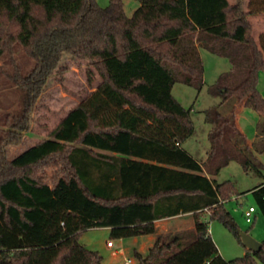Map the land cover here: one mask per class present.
I'll list each match as a JSON object with an SVG mask.
<instances>
[{
	"label": "trees",
	"instance_id": "obj_1",
	"mask_svg": "<svg viewBox=\"0 0 264 264\" xmlns=\"http://www.w3.org/2000/svg\"><path fill=\"white\" fill-rule=\"evenodd\" d=\"M124 1L103 8L97 0H0V61L9 67L0 65V75L21 93L0 131V264H105L81 243L85 231L153 235L156 221L182 214L195 216V228L157 235L146 255L135 253L139 264H264V242L247 249L225 208L234 185L213 178L231 161L246 173L264 170L237 123L242 107L264 121V33L256 41L249 19L264 16V0H250L248 11L244 0H136L131 17ZM17 47L33 63L27 72ZM202 49L231 63L210 87L221 100L205 112L210 166L184 149L195 132L191 109L173 95L176 83L202 90ZM65 54L86 63L90 86L99 78L96 90L10 159ZM260 133L263 152L264 123ZM55 160L64 172L53 187L27 174ZM252 194L264 216V182ZM206 211L234 232L243 257L220 254Z\"/></svg>",
	"mask_w": 264,
	"mask_h": 264
},
{
	"label": "rangeland",
	"instance_id": "obj_2",
	"mask_svg": "<svg viewBox=\"0 0 264 264\" xmlns=\"http://www.w3.org/2000/svg\"><path fill=\"white\" fill-rule=\"evenodd\" d=\"M250 0H244V9L249 10ZM98 4L105 8L109 0H97ZM235 3L236 0H230ZM140 3L136 0H125L124 9L126 14L131 17L138 9ZM250 16L254 38L264 29V16ZM260 16V17H259ZM204 65V86L202 90L182 83H176L173 87L174 97L186 109H191V116L194 124V134L184 144L187 150L195 159L208 165V153L211 149L209 133L211 125L206 121L205 112L220 106L221 100L215 98L210 93L220 75L231 69V63L227 58L219 57L204 49L201 50ZM16 57L21 64L23 71L27 72L33 66L32 61L24 55L22 50L17 47ZM0 65L9 68L5 61H0ZM93 70H95L93 68ZM96 79L94 86H90L87 77V65L85 62L74 59L71 55L65 54L54 76L49 80L48 85L37 103V110L33 116L31 130L24 139V142L10 150V159H14L28 148L32 147L42 139L46 138L60 121L77 105H79L90 93L96 90L99 84ZM260 90L264 94V73L259 76ZM21 103V93L3 80L0 75V131L2 129V119L6 112L17 110ZM230 108H226L229 111ZM258 116L256 111L251 108L243 109L240 115V126L246 133L250 141H254L257 133ZM258 159L264 164V153L257 154ZM64 172V166L58 161H52L44 166L30 170L27 174L39 179L53 187L60 175ZM218 183L231 182L237 192L226 203L225 208L232 214L234 223L239 232H246L256 241L264 242V216L258 209L252 190L264 182V170L262 174L255 172L246 173L241 164L231 161L223 167L218 175L213 177ZM250 206L257 208L252 223H247L244 213ZM192 218H189V220ZM202 219L209 222V229L220 254L228 261L243 257L246 249L239 241L237 236L218 219H211L206 212ZM184 231L189 225H181ZM179 231V232H180ZM134 238L121 239L111 237V231L104 228L90 229L85 231L80 241L88 249L97 251L104 256L110 257V250H107L108 242L115 244L113 250L123 249L125 256L131 258L134 263L139 264L136 259L134 248ZM124 256H119L115 264H124ZM255 264H262L259 260Z\"/></svg>",
	"mask_w": 264,
	"mask_h": 264
},
{
	"label": "crops",
	"instance_id": "obj_3",
	"mask_svg": "<svg viewBox=\"0 0 264 264\" xmlns=\"http://www.w3.org/2000/svg\"><path fill=\"white\" fill-rule=\"evenodd\" d=\"M247 7H248V5H247ZM243 8H244V6H243ZM255 16L258 17L257 15H255ZM262 33H264V29H263V31H261L258 34L257 38L255 37L256 41H259V37H260V35ZM259 89H260V86H259ZM260 92H261V94L264 97L263 92L261 90H260ZM245 108L246 107H242V108L239 109L237 123H238V126L241 129V131L246 135V133L243 131V129L241 128L240 123H239L240 115H241L243 109H245ZM257 116H258L257 133H256L255 140L254 141H250L248 139L247 135H246L248 144L252 147V149H253V151H254L256 156H257V154L264 153V151L263 152L257 151L256 147H255V145L262 138V135L260 133V126L263 125V123H264V121L261 119L259 114H257ZM206 212L201 213V216H204L206 214ZM207 213H209V212H207ZM189 218H192V219L189 220ZM186 223H187V225H189V228H187V230L194 229L195 228V223H196L195 216L193 214H182V215H178V216H175V217H172V218H166V219H162V220L156 221L155 222V228H156V233L155 234H153V235H145V236H140V237H135L134 238L133 242H134V245H135L134 248L136 249L135 251L138 252V253H141L143 255H146L149 252V250L153 247V245H154V243L156 241L157 235L179 232L180 230H182V228H181L182 226L181 225L186 224ZM104 229H107L108 231H111L110 228H104ZM121 241L123 243V242H125V239H121ZM106 248H107V250H110L111 252H110V255H109L110 257H108L106 254H104V256L102 255L103 258H104V263L105 264H115L116 259L119 256H122V255L124 256V261H125L124 264H126V259H131V258H128V257L125 256V251L123 249L113 250L115 248V244H113L112 247H109L108 244H107ZM133 263H134V261H133Z\"/></svg>",
	"mask_w": 264,
	"mask_h": 264
},
{
	"label": "water",
	"instance_id": "obj_4",
	"mask_svg": "<svg viewBox=\"0 0 264 264\" xmlns=\"http://www.w3.org/2000/svg\"><path fill=\"white\" fill-rule=\"evenodd\" d=\"M240 237L245 245V247L249 250H252L254 252L260 251L262 247V243L256 241L253 237H251L248 233L246 232H240Z\"/></svg>",
	"mask_w": 264,
	"mask_h": 264
},
{
	"label": "built area",
	"instance_id": "obj_5",
	"mask_svg": "<svg viewBox=\"0 0 264 264\" xmlns=\"http://www.w3.org/2000/svg\"><path fill=\"white\" fill-rule=\"evenodd\" d=\"M257 212V208L254 206H250L248 210L244 213L245 219L247 223H252L254 219V214ZM108 246L112 247L113 243L108 242ZM126 264H133L132 259H126Z\"/></svg>",
	"mask_w": 264,
	"mask_h": 264
}]
</instances>
